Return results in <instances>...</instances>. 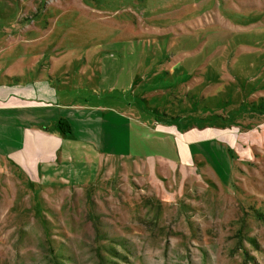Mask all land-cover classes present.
Listing matches in <instances>:
<instances>
[{
  "label": "rangeland",
  "instance_id": "1",
  "mask_svg": "<svg viewBox=\"0 0 264 264\" xmlns=\"http://www.w3.org/2000/svg\"><path fill=\"white\" fill-rule=\"evenodd\" d=\"M36 80L233 158L72 155L40 183L0 161V264H264V0H0V87Z\"/></svg>",
  "mask_w": 264,
  "mask_h": 264
},
{
  "label": "crops",
  "instance_id": "2",
  "mask_svg": "<svg viewBox=\"0 0 264 264\" xmlns=\"http://www.w3.org/2000/svg\"><path fill=\"white\" fill-rule=\"evenodd\" d=\"M4 84L0 87V161L32 182L40 183L54 170L69 167L72 155L99 178L136 174L145 161L186 167L215 152L226 151L233 158L230 149L222 150L231 145L219 132L181 141L164 124L152 127L108 107L66 101L52 81ZM59 120L69 124L70 134L57 128Z\"/></svg>",
  "mask_w": 264,
  "mask_h": 264
},
{
  "label": "trees",
  "instance_id": "3",
  "mask_svg": "<svg viewBox=\"0 0 264 264\" xmlns=\"http://www.w3.org/2000/svg\"><path fill=\"white\" fill-rule=\"evenodd\" d=\"M57 128L60 131L65 132L67 134L71 133V128H70L69 124L64 122L63 120H59V122L57 123Z\"/></svg>",
  "mask_w": 264,
  "mask_h": 264
}]
</instances>
